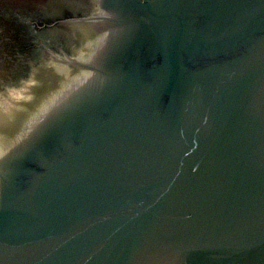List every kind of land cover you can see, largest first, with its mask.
I'll return each mask as SVG.
<instances>
[{
  "label": "water",
  "instance_id": "water-1",
  "mask_svg": "<svg viewBox=\"0 0 264 264\" xmlns=\"http://www.w3.org/2000/svg\"><path fill=\"white\" fill-rule=\"evenodd\" d=\"M106 1L3 133L0 264H264V0Z\"/></svg>",
  "mask_w": 264,
  "mask_h": 264
},
{
  "label": "flooded vegetation",
  "instance_id": "flooded-vegetation-1",
  "mask_svg": "<svg viewBox=\"0 0 264 264\" xmlns=\"http://www.w3.org/2000/svg\"><path fill=\"white\" fill-rule=\"evenodd\" d=\"M106 2V0H58L56 6L51 7L54 10L53 13L58 15L57 18L51 24L41 25L43 27L39 25L42 24L43 19L38 16L32 17L31 12L27 14L31 3L27 0H21L20 5H16V1L11 0L9 8L0 6V34H4V38L1 39L4 42L13 43L19 48L24 46L23 51H18L17 59L19 62L25 60L28 64L20 77L22 79L7 80V88L0 92V113L5 114L7 110L9 112L11 109L16 111L13 115L8 116L7 121H4L5 125L0 124L4 133L12 132L5 138H11L13 133L19 129L16 120L23 121L24 115L32 112L34 105L39 107L44 103L41 99L45 97H42L43 90L49 82L48 80H64L77 74L76 67L65 64L68 60L84 64L81 59L82 52L88 48V43L91 40L83 35L82 27L78 21L94 17L101 18V20L123 18L121 15L113 14L111 9L105 6ZM55 25L56 27H54ZM46 29L60 33L64 37L62 42L56 43L49 33H47L48 36L40 35ZM65 36H68L69 41L65 40ZM35 41L38 43L37 46H33ZM55 68L56 73L53 75ZM59 68H61L60 71H58ZM65 69L68 70L65 72ZM37 101L41 102L36 105ZM21 131H18L17 135Z\"/></svg>",
  "mask_w": 264,
  "mask_h": 264
},
{
  "label": "rangeland",
  "instance_id": "rangeland-1",
  "mask_svg": "<svg viewBox=\"0 0 264 264\" xmlns=\"http://www.w3.org/2000/svg\"><path fill=\"white\" fill-rule=\"evenodd\" d=\"M16 1V5H20L21 0H14ZM58 0H27V2H31L29 4V10H27L28 13H32V17H40V19H43L42 24L44 23L51 24L53 23L54 19L57 18V14L53 13V9L51 7H55ZM11 0H0V6L9 8ZM43 27V26H41ZM52 27V26H51ZM56 27V25L54 26ZM48 28V27H47ZM47 33L50 34L52 37V40H54L56 43H61L63 40V36L60 35V33H54L52 30L46 29L45 31L41 32L40 35H47ZM67 35V34H66ZM54 36V37H53ZM4 38V34H0V92L5 90L6 87V81L7 80H20L23 75V71L28 65L25 60H22V62H19L17 59L18 51H23L24 46L19 48L18 46L14 45L10 42H4L1 38ZM68 36H65V40L69 41ZM51 44L56 45V43ZM37 41H35V45L37 46ZM16 46V47H15ZM28 51V50H25ZM31 51V48L29 49V52ZM48 66V65H47ZM19 78V79H17Z\"/></svg>",
  "mask_w": 264,
  "mask_h": 264
},
{
  "label": "bare ground",
  "instance_id": "bare-ground-1",
  "mask_svg": "<svg viewBox=\"0 0 264 264\" xmlns=\"http://www.w3.org/2000/svg\"><path fill=\"white\" fill-rule=\"evenodd\" d=\"M78 73H80V72H77V74H75V75H72V77H71V80H69L70 82H72V81H74V80H76L77 78H79L80 76H82V75H79ZM78 76V77H77ZM77 77V78H76ZM53 96V95H52ZM51 97V96H50ZM49 97V98H50ZM49 100L50 99H47L44 103H42L37 109H38V112L37 113H39V111L41 110L40 108H43L48 102H49ZM38 102V101H37ZM41 102V101H40ZM40 102H38L37 104H39ZM16 106V105H15ZM15 106H14V108H15ZM16 111H13L12 109L8 112V110L6 111V113L5 114H3V113H0V114H2V115H0V121H2V123H0L1 125H5L6 123L4 122L5 120L7 121L8 119V116H11V115H13L14 113H15ZM28 119V121L25 123V127H26V124L28 123L29 125H28V127H27V129L29 128V126L31 125V123L33 122V120L35 119V116H33V114L32 115H30V119L29 118H27ZM3 128L1 129L0 128V141H1V139H3L2 137H4L3 136Z\"/></svg>",
  "mask_w": 264,
  "mask_h": 264
}]
</instances>
